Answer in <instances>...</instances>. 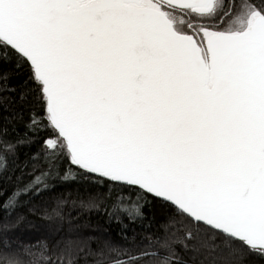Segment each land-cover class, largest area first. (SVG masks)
Segmentation results:
<instances>
[{
  "label": "snow or ice",
  "instance_id": "obj_1",
  "mask_svg": "<svg viewBox=\"0 0 264 264\" xmlns=\"http://www.w3.org/2000/svg\"><path fill=\"white\" fill-rule=\"evenodd\" d=\"M4 92L0 264H264V0H0Z\"/></svg>",
  "mask_w": 264,
  "mask_h": 264
},
{
  "label": "trees",
  "instance_id": "obj_2",
  "mask_svg": "<svg viewBox=\"0 0 264 264\" xmlns=\"http://www.w3.org/2000/svg\"><path fill=\"white\" fill-rule=\"evenodd\" d=\"M11 83L16 84L17 81L12 80ZM2 96H3V99L0 100V111H2L5 108L14 109L15 108V100H16L15 94L9 93V92H4V93H2ZM65 198L68 201H73V200L78 201L80 199V197L75 192H72L71 195H68L67 193H65ZM66 211L71 213L73 216L80 215L82 212L85 214H88L87 210L81 209L78 204L76 206H73L71 203H69L66 206ZM91 216L93 219L96 218L94 213H91Z\"/></svg>",
  "mask_w": 264,
  "mask_h": 264
}]
</instances>
